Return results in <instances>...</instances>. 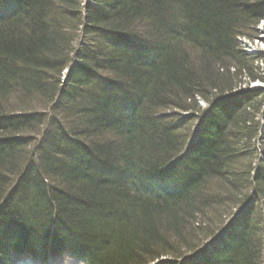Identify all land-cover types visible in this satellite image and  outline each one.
Listing matches in <instances>:
<instances>
[{"label":"trees","instance_id":"trees-1","mask_svg":"<svg viewBox=\"0 0 264 264\" xmlns=\"http://www.w3.org/2000/svg\"><path fill=\"white\" fill-rule=\"evenodd\" d=\"M252 1L141 0V5L145 2L146 10L149 9V14L144 17L142 30L153 39L155 46L136 51L134 56L126 49L120 53L127 58L130 70L139 59L157 55L162 57L161 71L163 70L162 75L168 79L169 85L161 87L159 95H148L147 100L164 97V100H173L171 111L176 109L193 112L200 109L197 105L196 108H190V104L184 103L185 98L192 100L193 95H196L202 100H209L210 94H207L205 89L207 86L213 89L215 86L229 89L230 85H236V80L247 78H252L255 82L259 80L264 84V65L256 66V62L264 61V55L257 59L244 55L238 51L236 41V35L245 34L243 33L245 28L254 30L259 24L250 17L257 16L261 19V16H264L260 15L261 6L254 7L251 4H264V1ZM242 3L244 8L241 7ZM83 9L84 3L81 0H0V72L2 69L6 71L4 76H0V138L5 136L8 139L0 140V210L11 197L19 201L18 207L14 211H9L7 217L8 223H15L24 233L20 243L7 240V236L0 240L2 258L5 255L10 258L9 251L14 244L16 245L14 251L19 254L24 252L21 250L32 252L42 247L49 241L51 227L57 218L62 223L70 224L78 220L80 224L82 212L74 211L71 208L72 204L65 201L59 192L66 188L72 195L77 185V191L84 195L75 193L74 196H85L92 204V212L99 214L97 229L87 232L82 226L75 228L78 230L76 241L84 247L83 249H88L94 254L92 264H264V208L262 209L259 204L257 207L252 205L247 210H242L239 217L234 219L235 213L241 210L240 207L246 201H251L255 197L264 199V170L263 174L259 173L261 176L252 177L251 168L258 160L254 148L245 150L244 157L239 161L226 160L235 155L232 151L234 147L231 146L232 142L244 144L255 141L257 133L252 125L257 123L252 118H246L247 113L239 117L235 116L233 110L227 111L225 108L229 105L227 103H223L220 109L212 113L214 116L216 112L225 113L227 121L214 124L212 127L214 131L218 126L222 127L223 136L219 137L227 139V143L213 149L210 144L206 152L208 157L206 162L198 164L196 175L199 177L196 180L193 178L187 180L185 189L180 187L175 201L170 205L155 199L159 189L154 179H150V171L145 164V160L152 157L151 152H147L148 146L136 144L135 135L132 134H127L118 141V144L116 143L118 147L116 155L129 159L128 168L125 171L117 169L112 176L109 173L105 175L119 178V189L127 195L126 199H115L108 190H97L89 181L80 185L75 184L71 182V172L64 171H58L57 176L53 178L58 184L55 183L56 186L48 180L40 181L36 187L33 183L29 184L31 181L20 180L12 189L17 178L23 175L22 170L29 159V151L25 149L22 139H9L8 136L35 130L31 121L36 117L28 114L13 116L8 112L25 113L36 102L40 104L43 100L46 106L53 101L57 95L56 82L59 80L60 70L70 61L62 57L69 43L65 44L62 37L64 32L59 22L61 19L58 18L56 23L49 22L48 26L45 24L46 13L52 11L61 14L65 11L75 23L80 24V21L84 23ZM101 9L103 10L101 4L94 5L86 17L89 18L92 12H99ZM119 10L120 8L113 11ZM74 11L82 15L76 18ZM123 18L125 20L127 16L124 15ZM222 19L228 28L216 26L218 20ZM193 20L196 22L194 27ZM55 30L58 32L53 33ZM198 47L201 49L198 50ZM189 48L193 50L192 52L200 53V57L204 55L206 58L202 57L203 60L200 58L204 63L201 73L190 71L191 65L183 59L187 58L186 54L189 52L185 49ZM209 50L214 58L230 56L244 64L229 63L223 58L211 59L214 61V65L211 66L206 64L210 61L211 55L207 53ZM47 61L54 63L55 68L61 67L56 73L52 72L45 78L41 75L32 78L30 74L39 71V65ZM161 71L159 70L156 76L160 75ZM256 75L258 79H254ZM76 80L80 86V82H84L82 74ZM36 94L38 96L34 98ZM16 95L24 97L19 101ZM73 99L77 101L75 95ZM23 100L25 102H22ZM253 103L255 102H252L250 107ZM178 122L181 123L179 129H176L178 125L174 123L162 131L165 133L171 131L179 139L194 137L200 139L207 134L199 124L198 128H192L194 121ZM73 133L84 142L95 143L99 150L97 135L91 131ZM84 134L86 138L82 137ZM103 148L100 151L104 153ZM221 149L225 154L219 156H222L221 161L224 165L215 167L217 165L209 164L208 161L213 163L210 159H215L218 153L221 154L219 151ZM98 155L100 157L99 151ZM42 169L46 173L54 169L59 170L56 163L51 161H47L44 167L42 165ZM240 171H244L245 176L240 177L238 175ZM218 172L223 176L216 179L212 174L217 175ZM61 180L63 187L59 188ZM217 182L220 187L218 191L214 187ZM91 192L93 199L86 198ZM71 199L78 201L84 198ZM108 203H112V206H107ZM25 208L31 209L29 216L24 212ZM231 219L234 221L229 224V229H223V236L210 242L208 245L210 248H207L205 246L207 241L219 235L222 227ZM195 232L201 234L195 236ZM200 252L202 253L199 254ZM166 256L172 257L175 263L172 261L155 263Z\"/></svg>","mask_w":264,"mask_h":264},{"label":"bare ground","instance_id":"bare-ground-1","mask_svg":"<svg viewBox=\"0 0 264 264\" xmlns=\"http://www.w3.org/2000/svg\"><path fill=\"white\" fill-rule=\"evenodd\" d=\"M99 3L93 2L94 5L103 6L99 12H92L89 18L83 16V22L75 23L69 16V13L64 11L61 14L48 12L50 16L54 18L61 19L59 22L63 28L64 35L62 36L65 44L69 43L64 50L63 59H70L72 61L81 62L78 65V70L82 75L86 76L87 79L92 77L104 78L97 85H109L108 93L99 96L92 101V104H84L85 106L91 108L89 111L84 112L82 109L78 110L79 115H82L85 126L88 130L97 135V144L99 150L96 148L95 143L90 144L84 142L83 139H79V142L83 145L81 154L88 155H98L103 159L101 163L95 166H86L85 159L79 160V163L72 162L70 170L68 168L63 169V171H71V182L84 183L89 181L93 184L94 188L97 190H108L110 195H113L117 199H126L127 195L119 189V178H111L105 175L96 174L95 168L100 167L107 170L112 176L113 172L117 169L125 171L129 165V159L125 157L116 155L118 151V141L127 136V134L135 135V143L139 145H146L149 147L148 153L151 152L150 159L145 160L146 168L150 171V179H154L157 188L159 189L158 194L155 199L160 202H164L170 205L177 197L180 187L185 189L186 181L193 178L196 180L199 176L196 175V171L199 169V163H205L207 160V150L210 144H212V149L216 148L218 145H223L227 143V139H221L219 136H223L222 127L218 126L214 131V124H219L227 121L225 113L216 112L215 116L213 114H208V116H202L197 118L198 110L190 113H185L184 111L176 113L174 117L171 115V107L173 100H164V97L155 98L153 100H147L148 95H159L160 88L165 85H169L168 79L164 78L162 75L163 66L161 65L162 57L159 55L142 58L135 62L133 69L130 70L127 58L122 55L124 49H130L134 47L136 40L143 37V26L144 17L149 14V9L146 10V5L143 3L141 5V0H99ZM159 1V0H157ZM250 1V0H249ZM264 1V0H253ZM255 6H261L262 11L260 15H264V4L251 3ZM244 8V4H241ZM119 11L115 12L113 10ZM75 17L81 16L79 12L74 11ZM120 15V16H119ZM124 15L127 16L124 20ZM257 17V16H256ZM252 16L261 25H264V16L259 19ZM152 18H156L153 17ZM49 19V16H48ZM127 19V20H126ZM254 20H251L254 21ZM50 22V19H49ZM249 31V27L245 28ZM182 47V46H181ZM201 48L198 47V50ZM131 54H136L135 50L130 51ZM185 53V52H184ZM209 54V60L206 64L214 65V61L211 59H217L212 56V52L207 51ZM189 55V54H188ZM187 56V54H186ZM204 55H202L203 57ZM205 57H203L204 59ZM227 59V61L237 63L238 65H243L239 59L231 58L230 56L220 57ZM191 67L189 70H195L197 73H201L204 68L203 59H189L183 58ZM206 59V58H205ZM175 61H178L175 59ZM72 66V64H68ZM161 74L156 76L158 71ZM60 75L65 76V71L62 68L60 70ZM131 71V72H130ZM6 74L5 69H2L0 76ZM45 78V77H44ZM258 79V75L254 77ZM257 81V80H256ZM252 78L238 79L236 80V85H230L231 88H223L215 86L213 89L207 86V94H210L209 100L197 98L193 95L192 100L190 98H185V104H190V108L204 109L207 108L208 111H213L215 109H220L223 103H227L225 108L227 111L234 112L235 116H243L245 113L248 114L246 118H252L257 124L252 126L256 130V141L246 142L244 144L232 142L231 146L234 157H228L226 160L239 161L245 155V150L255 149L257 145H262L261 153H264V91L261 87H257ZM5 85V83H4ZM11 86V84H6ZM115 86V88H113ZM254 86V87H253ZM252 107H250V104ZM46 103L41 101L40 105L45 106ZM214 108H211L212 106ZM189 106V105H188ZM231 109V110H230ZM169 118L167 121H162L163 119ZM213 118V119H211ZM244 117H242L243 119ZM175 121V122H174ZM193 122L199 121V126L203 129V132L207 134L200 138H177L174 134L170 132L165 133L162 131L163 128L171 127L172 124L177 123L178 128L180 122ZM262 124V125H261ZM192 128H198L197 123L191 125ZM217 134V135H216ZM105 136V137H104ZM83 138L85 134L82 135ZM226 141V142H225ZM88 144V145H85ZM216 145V146H215ZM105 147L104 153L101 152V147ZM61 150L62 154L70 155L71 151L65 147ZM157 149V150H156ZM211 149V150H212ZM90 150H92L90 152ZM72 151L75 149L72 148ZM221 154H217V157L212 160L213 163L209 162L211 165H217L215 167L224 165L222 164L221 158L222 154H225L221 149L219 150ZM79 158V156H78ZM253 161V160H252ZM96 162V161H95ZM94 162V164H95ZM152 162V163H151ZM249 164V161L246 162ZM77 169V170H75ZM252 177L255 178L257 175L261 176L259 173L263 174L264 170V158L257 160V164L251 168ZM258 173V174H257ZM213 176L222 177V173L212 174ZM238 175L245 176L244 171H240ZM218 182L214 184L216 191L219 190ZM108 185V186H107ZM107 186V187H105ZM77 187V185H76ZM74 188L75 193L83 194ZM74 193V194H75ZM72 193V198H84L81 200H86L85 196H74ZM84 195V194H83ZM86 198L93 199L92 192L87 195ZM98 202V201H97ZM112 202V201H111ZM113 203V202H112ZM112 203H108L110 207ZM114 204V203H113ZM61 247V246H59ZM159 262H166L175 260L166 256L160 258ZM175 263V262H174Z\"/></svg>","mask_w":264,"mask_h":264},{"label":"rangeland","instance_id":"rangeland-1","mask_svg":"<svg viewBox=\"0 0 264 264\" xmlns=\"http://www.w3.org/2000/svg\"><path fill=\"white\" fill-rule=\"evenodd\" d=\"M41 10H43L42 9V7H41ZM46 13V12H45ZM47 15V20L45 21V24H47L48 26H49V21H48V16H49V19H50V22L52 23H56L57 21H58V18H54L53 16H50L49 14H48V12L46 13ZM193 21H194V24H193ZM192 21V27H194L195 25H196V22H195V20H193ZM219 22H220V24H219V22H217V24H216V26L217 27H219V28H222V29H224V28H228V26L224 23V19H222V20H218ZM50 26H52L53 27V25H51L50 24ZM196 27H198V26H196ZM239 29H242V28H239ZM259 29H260V27H259ZM250 30H252V29H250ZM247 30H245L243 33H245ZM258 29H257V27H256V29H254V30H252L251 31V35H255V36H257L258 35ZM55 32H58V31H53V33H55ZM242 32V31H241ZM240 32V33H241ZM260 32H262L261 30H260ZM245 34H247V32L245 33ZM244 34V35H245ZM238 38H239V35H236V41L238 40ZM238 42V41H237ZM255 45V47H256V49L258 48V50H262V51H264V34H260V39H257V40H254V41H252ZM68 46H69V44H68ZM187 50V52H189V55L187 54V58H189L190 60L191 59H195V60H197V59H200V58H202V57H200L201 56V54L200 53H198V52H192L193 50H191L190 48L189 49H185V51ZM137 52L139 51V50H136ZM134 56V55H133ZM258 65H260L261 67H262V64L261 63H257L256 62V66H258ZM55 66V64L54 63H52V62H49V61H47L46 63H42V64H40L39 65V71H35V72H33V74H30V75H32L31 77L32 78H36V77H39L40 75H41V77L43 78V77H46V76H49L52 72H54V73H56L57 72V70L61 67V66H58L57 68H55L54 67ZM41 72V73H40ZM52 81H53V79H51ZM46 83H50V82H48V81H46ZM51 84V83H50ZM255 85H257V87H261V86H263V84H261L260 82L258 83V84H255ZM254 87V86H253ZM110 88V86L109 85H104L103 87H102V90L103 89H109ZM113 88H115V86L113 87ZM12 90V89H11ZM77 90V93H80V92H78V89H76ZM101 90V91H102ZM82 91H84V92H86V94L84 95L86 98L84 99V97H83V95L82 94H80V95H77L78 96V99L79 100H81V101H84V100H86L87 98L88 99H92V97H94L96 94H97V89H95L94 91H93V93H91L89 90H88V88L87 87H82L81 88V92ZM11 92V91H10ZM98 92H100L99 91V89H98ZM108 92H110L109 90H108ZM11 94H13V92H11ZM17 96V95H16ZM36 96H38L37 94L36 95H34V98H36ZM22 97H24L23 95H18L17 96V100H22ZM28 99V98H27ZM38 99L40 100V98L38 97ZM25 100H26V98H25ZM25 100H23L22 102H25ZM13 104V103H12ZM36 104H39L38 102H36L34 105L36 106ZM40 105V104H39ZM42 106V105H41ZM36 109L37 110H41L42 111V109L43 108H41L40 106H38V107H36ZM14 112H21V111H14ZM14 112H8L9 114H13ZM83 118L84 117H82V115H79V118L77 119V121L76 120H74V124H75V126H76V130L77 131H87L86 129H87V126H85V125H83L84 123L82 122V120H83ZM71 126H72V124H71ZM72 127H74V126H72ZM55 142V141H54ZM61 152H59L58 153V155L59 156H61ZM69 170H70V168H71V166H68L67 167ZM59 170H56V169H54V170H52V171H48V173H46L45 172V174L49 177V178H55L56 176H57V173H59L58 172ZM39 176H40V181H43L44 180V177H43V175H41V174H39ZM244 183L246 184L247 183V181H244ZM259 186V185H258ZM78 197H79V195H78ZM46 200H47V198H46ZM12 203V202H11ZM96 205V204H95ZM72 209H77V211H82L83 212V217H82V219L80 220V226H82V228L84 227V229H85V231H89V232H91V231H93L94 229H97L96 228V226H97V221H98V216H99V214H96V213H93L92 211L93 210H91L90 208H88V207H81V206H76L75 204L74 205H72V207H71ZM214 219V218H213ZM212 224V223H211ZM86 232V233H87ZM189 234V233H188ZM187 234V235H188ZM201 234V232H195V236H199ZM185 235V234H184Z\"/></svg>","mask_w":264,"mask_h":264}]
</instances>
